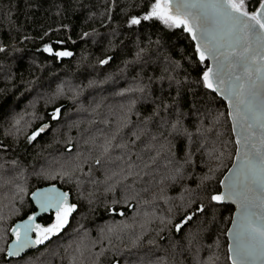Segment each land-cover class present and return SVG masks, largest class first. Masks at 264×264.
<instances>
[{
    "label": "trees",
    "instance_id": "1",
    "mask_svg": "<svg viewBox=\"0 0 264 264\" xmlns=\"http://www.w3.org/2000/svg\"><path fill=\"white\" fill-rule=\"evenodd\" d=\"M149 2L0 0V46L5 48L0 52V248L6 250L15 239L12 227L35 211L30 196L37 188L55 184L69 192V201L78 206L59 233L19 258L7 259L6 251L0 252V264H148L157 258H166L169 264L173 260L192 264V256L174 252L172 244L182 242L205 216L197 213L179 233L174 225L194 212L203 199L197 184L210 168L217 170L208 186L219 188L232 157L225 155L221 164L212 149H219L220 141L234 138L230 122L217 126L223 133L219 138L216 129L205 138L196 132V116L185 120L191 140L165 131L166 142L157 135V122L145 124L144 117L153 107L151 99H146L150 90L140 93L129 89L147 85L149 75H159L164 55L177 60L181 55H193V42L182 29H167L156 20L142 21L132 28L126 25L127 17L142 15ZM93 29L96 35H92ZM85 32L90 35L85 37ZM58 40L63 43H56ZM46 43L54 51L67 50L72 55L56 58L43 51ZM139 48L146 51L137 59ZM157 55L160 62H156ZM105 57L111 59L101 65L99 60ZM184 66L188 68L187 61ZM188 71L192 78L198 74L192 68ZM58 86H62V94H57ZM160 87L153 81L151 90L159 94ZM163 88L167 95V81ZM133 100L135 106L130 103ZM204 100L212 115L216 110L226 111V104L218 97L212 103H207L208 97ZM57 108L60 113L54 120L52 113ZM125 113L131 123L121 128L113 143H128L129 155L119 160L121 149H115L110 158L101 156L103 163L96 165L94 158L101 155L96 146L116 132ZM210 120L205 114V128ZM43 124H48V129L30 143L28 137ZM134 131L140 139L132 145ZM153 135L157 140L151 139ZM168 143L174 156L168 152ZM161 144L166 146L157 156ZM229 150L234 156V145L229 144ZM189 152L192 163L183 165ZM73 162L80 168L71 181L55 175ZM44 163H56L50 168L52 176L39 175ZM179 165H183V178L166 179ZM18 185L25 191L20 192ZM142 211L146 215L143 221L139 218ZM216 211L217 223L205 239L206 245L213 243L221 229L226 230L224 217L230 216L233 208L228 205ZM52 217V213L47 214L37 223H50ZM105 224L119 227L98 235L97 228ZM137 237L140 239L134 244ZM150 240L155 243L149 244ZM220 241L218 250L215 245L211 251L204 248L200 257L207 260L216 252L219 264H225L226 238L220 236Z\"/></svg>",
    "mask_w": 264,
    "mask_h": 264
},
{
    "label": "snow or ice",
    "instance_id": "2",
    "mask_svg": "<svg viewBox=\"0 0 264 264\" xmlns=\"http://www.w3.org/2000/svg\"><path fill=\"white\" fill-rule=\"evenodd\" d=\"M150 20L159 21L167 29H182L193 42V55H181L179 60L164 55L159 75H149L147 85L141 83L139 87L129 89L140 93H144L146 88L150 90L146 99H151L153 107L151 113L144 117L145 124L157 122V135L166 142L168 137L165 136V131L168 135H183L191 140L192 133L186 127L185 120L196 116V132L205 138L213 129H216L219 138L223 133L217 126L228 122L231 123V135L234 137V140L220 141L219 149H212L215 159L221 164L225 155L232 157V166L219 180V188L208 186L207 182L215 178L214 173L217 170L210 168L211 175L205 173L199 177L200 183L197 184V189L203 192V199L194 212L185 215L174 227L178 233L181 232L197 213L205 216V219L185 234L182 242L173 243L172 248L178 254H190L192 264H219L216 252H212L207 260L202 259L199 254L204 248L211 251L213 245L218 250L221 247L220 236H224L225 264H264V0H150L142 15L127 17L126 25L132 28L140 25L142 21ZM115 31L113 29V33ZM44 35L47 36L48 32ZM83 35L87 37L90 33L85 32ZM92 35H96L95 29ZM56 43L62 44L63 41L58 40ZM151 43L152 41H149V44ZM155 43L159 46L160 42L157 40ZM3 51L5 48L0 46V52ZM43 51L56 58L72 55L67 50L54 51L47 43L43 45ZM145 51V48H139L137 59H140ZM110 59L111 57H105L99 60V63L106 64ZM184 61H187L188 68L197 71L196 77H191ZM156 62H160L159 55L156 56ZM200 65L204 67L201 68ZM181 72L183 79L180 78ZM140 79L142 80V77ZM153 81L161 84L159 94H156V90H151ZM165 81L168 82L167 95L164 94L163 88ZM57 94H62V86H58ZM205 97H208L207 103L214 102L217 97L222 98L227 102L226 111L216 110V114L212 115L213 110L205 106ZM130 103L135 106L136 101ZM59 113L60 109H55L52 119H57ZM205 114L211 116L207 128L204 127ZM139 115L137 113V116ZM121 119L123 123L118 125L116 132L106 138L103 144L96 146L101 153L94 158L96 165L103 163L101 156L110 158L115 149H121V155L117 157L119 160L123 161L125 156L129 155L131 150L128 143H113L121 128L131 123L127 113L123 114ZM48 127L47 124L41 125L31 133L28 141L31 143ZM143 132L145 129H141V133ZM157 135H153L151 139L157 140ZM132 136L135 139L129 143L135 145L140 135L134 131ZM229 144L234 145V156L229 150ZM68 146L71 148L70 143ZM165 146L160 145L157 156ZM167 148L169 154L174 156L170 143ZM191 155V152L187 153L183 165L192 163ZM12 163L15 164L16 161ZM152 163H155L154 158ZM183 165L175 167L174 174L166 179L175 181L177 178H183ZM128 167V175H131L132 165L129 164ZM78 168L80 164L73 162L67 168L62 166L55 175L62 179L67 177L71 181ZM39 175L52 176L53 170L44 169ZM17 187L20 192L25 191L23 187ZM187 191L191 193V190ZM69 195V192L61 191L55 184L32 191V201L39 210L53 214L51 222L37 223V213L33 211L27 219L12 227L15 239L12 244L7 245L6 250L0 248V252L6 251L7 257H16L25 248L43 244L59 233L78 207L76 203L69 201ZM227 202L235 205V211L224 217L228 226L226 230H220L212 244L206 245L205 239L211 235L212 228L217 223L216 210L228 207ZM192 203L193 201L189 200V205ZM112 231L113 228L109 227L108 232ZM32 232H35V237L30 235ZM139 239L137 237L133 243L136 244ZM148 243L154 244L155 241L150 240ZM148 264L169 262L166 258H157L155 262L149 261ZM171 264L177 262L173 260Z\"/></svg>",
    "mask_w": 264,
    "mask_h": 264
},
{
    "label": "water",
    "instance_id": "3",
    "mask_svg": "<svg viewBox=\"0 0 264 264\" xmlns=\"http://www.w3.org/2000/svg\"><path fill=\"white\" fill-rule=\"evenodd\" d=\"M209 63H210V61H209ZM219 98V97H218ZM219 99H221L226 105H227V102L226 101H224L222 98H219ZM48 125V124H47ZM230 125H231V123H230ZM48 129V128H47ZM47 129H45V131L47 130ZM234 138V137H233ZM231 166H232V164H231ZM230 166V167H231ZM229 167V168H230ZM227 172V171H226ZM223 178V177H222ZM47 187H49V186H45V187H42V188H47ZM58 188V187H57ZM59 189V188H58ZM61 190V189H60ZM62 191V190H61ZM30 200H31V202H32V204H33V206H34V208H35V212L37 213V218H36V222L38 221V219H40V218H42V217H44L45 215H47V214H50L51 212H41L40 210H39V208L36 206V204L32 201V198H31V196H30ZM228 203V205L229 206H231L232 208H233V211H235V205H233V204H231L230 202H227ZM27 219V218H26ZM25 220V219H24ZM19 223V222H18ZM30 235L31 236H33V237H35V232H32V233H30ZM14 241V240H13ZM13 241H11L9 244H12L13 243ZM36 247H37V245H32V246H30V247H28V248H25L24 250H23V252L19 255V256H16V257H7V259H11V258H19V257H22V256H24L25 254H27V253H29V252H31V251H33V250H35L36 249Z\"/></svg>",
    "mask_w": 264,
    "mask_h": 264
},
{
    "label": "rangeland",
    "instance_id": "4",
    "mask_svg": "<svg viewBox=\"0 0 264 264\" xmlns=\"http://www.w3.org/2000/svg\"><path fill=\"white\" fill-rule=\"evenodd\" d=\"M14 117H12V119H13ZM11 120V119H10ZM12 121V120H11ZM53 166H55L56 167V163H53V164H51V165H47L46 163H44V164H42L41 166H40V169H39V171H38V169L36 170V172L38 171V172H40L41 173V171L42 170H44V169H50V168H52ZM105 178V177H104ZM106 181H104V185H107V183H108V180L107 179H105ZM134 215H136V214H134ZM145 214H144V211H142L141 213H140V216H139V218L141 217V220L143 221V220H145ZM114 225H111L110 227H112V228H117V227H119V225L117 226H114ZM108 228H109V225L107 224H105V225H100L98 228H97V231L98 232H96V233H98V235H103V234H105V233H108ZM85 235L87 236L88 235V233L86 234L85 233ZM85 235H84V237H85ZM80 242V244L82 243V240L81 241H79ZM58 246V245H57ZM68 246L69 247H71V242L69 243V241H68ZM58 252V251H57Z\"/></svg>",
    "mask_w": 264,
    "mask_h": 264
}]
</instances>
